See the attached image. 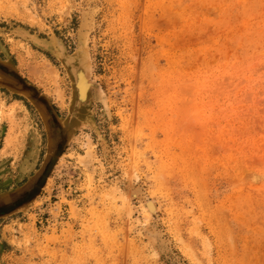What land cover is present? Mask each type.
I'll use <instances>...</instances> for the list:
<instances>
[{
  "label": "rangeland",
  "instance_id": "1",
  "mask_svg": "<svg viewBox=\"0 0 264 264\" xmlns=\"http://www.w3.org/2000/svg\"><path fill=\"white\" fill-rule=\"evenodd\" d=\"M0 264H264V0H0Z\"/></svg>",
  "mask_w": 264,
  "mask_h": 264
},
{
  "label": "water",
  "instance_id": "2",
  "mask_svg": "<svg viewBox=\"0 0 264 264\" xmlns=\"http://www.w3.org/2000/svg\"><path fill=\"white\" fill-rule=\"evenodd\" d=\"M82 77L85 78V79L87 80L86 76H85L81 71L78 72V73H77L76 88H77V92H78V97H79V99H80L81 101H83V100L86 99V97H87V92H88V89H89V88H87L85 94H83V93L80 91V87H78V84L80 83V80H81ZM87 82H88V80H87ZM88 83H89V82H88ZM7 87H8V86H7ZM13 91H15L16 93H19V94H23V93H24V94H27V95H29L30 97H32V98H34L35 100H37V102L41 103L42 105L45 103V102L43 101V99H44L43 97L39 96V94L34 93L33 90H32L31 88H29V87H27V86H25V85H23V84H21V86H19L18 88H13ZM47 110H49V109L47 108ZM47 115H48V118L52 117V119L55 121V116H54V114H50V112H48Z\"/></svg>",
  "mask_w": 264,
  "mask_h": 264
},
{
  "label": "bare ground",
  "instance_id": "3",
  "mask_svg": "<svg viewBox=\"0 0 264 264\" xmlns=\"http://www.w3.org/2000/svg\"><path fill=\"white\" fill-rule=\"evenodd\" d=\"M85 78H81V80H80V83L78 84V87H80V91L83 93V94H85L86 93V90H87V87H89L88 86V84L89 83H87L85 80H84ZM148 207V206H147ZM149 208V207H148ZM152 208H153V206L152 205H150V208L149 209H151L152 210Z\"/></svg>",
  "mask_w": 264,
  "mask_h": 264
},
{
  "label": "flooded vegetation",
  "instance_id": "4",
  "mask_svg": "<svg viewBox=\"0 0 264 264\" xmlns=\"http://www.w3.org/2000/svg\"><path fill=\"white\" fill-rule=\"evenodd\" d=\"M28 199V198H27Z\"/></svg>",
  "mask_w": 264,
  "mask_h": 264
}]
</instances>
